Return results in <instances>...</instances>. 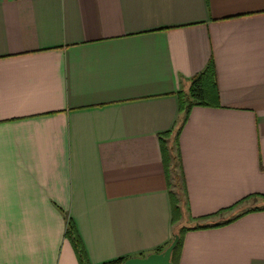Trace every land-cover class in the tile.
Segmentation results:
<instances>
[{
	"label": "crops",
	"instance_id": "0c3cea01",
	"mask_svg": "<svg viewBox=\"0 0 264 264\" xmlns=\"http://www.w3.org/2000/svg\"><path fill=\"white\" fill-rule=\"evenodd\" d=\"M69 220L89 264L178 226L177 264H264V0H0V264H81Z\"/></svg>",
	"mask_w": 264,
	"mask_h": 264
},
{
	"label": "trees",
	"instance_id": "16d2710c",
	"mask_svg": "<svg viewBox=\"0 0 264 264\" xmlns=\"http://www.w3.org/2000/svg\"><path fill=\"white\" fill-rule=\"evenodd\" d=\"M214 77L215 71L212 62L207 66V68L203 72L193 77L188 92L181 94V111L183 112L181 123L185 122L193 106H216L219 104L218 89ZM180 128L178 129V131L180 130ZM162 154L165 166L167 167L168 172H170L169 165L172 161V157L170 148L167 146L166 141L164 140L162 141ZM171 204L173 211V223L177 224L182 218V209L180 206V199L178 198L177 194L173 192L171 193ZM187 229L188 227L182 226L178 228V230L175 232V235L178 234L180 236V239L177 246L172 252L171 261L173 264H177L176 256L178 255V252L181 248L183 235ZM66 235L72 241L81 264H89L87 253L82 239L78 233L75 223L71 220H69ZM160 251H162V249H160ZM127 259L129 258H119L103 264H123Z\"/></svg>",
	"mask_w": 264,
	"mask_h": 264
},
{
	"label": "water",
	"instance_id": "95a60500",
	"mask_svg": "<svg viewBox=\"0 0 264 264\" xmlns=\"http://www.w3.org/2000/svg\"><path fill=\"white\" fill-rule=\"evenodd\" d=\"M180 236L175 235L172 243L162 252L151 253L145 257H131L123 264H173L171 256L174 248L179 242Z\"/></svg>",
	"mask_w": 264,
	"mask_h": 264
},
{
	"label": "rangeland",
	"instance_id": "374dc122",
	"mask_svg": "<svg viewBox=\"0 0 264 264\" xmlns=\"http://www.w3.org/2000/svg\"><path fill=\"white\" fill-rule=\"evenodd\" d=\"M176 161V160H175ZM176 164H177V161L175 162ZM179 170L176 168V169H173V175H174V177L176 178L175 180L177 181V186L179 187V189L181 188V181H180V179H179ZM178 189V190H179ZM184 200H181V203H180V206H181V209H182V214L183 213H185L184 212ZM257 202L256 201H253L252 199L251 200H249V201H247V204H244V206H255V204H256ZM180 221H181V219H180ZM186 223V222H185ZM178 224V223H177ZM176 224V225H177ZM178 228H179V226H178Z\"/></svg>",
	"mask_w": 264,
	"mask_h": 264
}]
</instances>
